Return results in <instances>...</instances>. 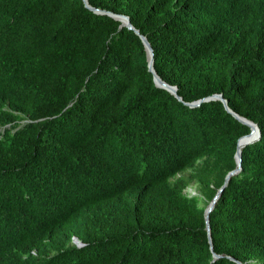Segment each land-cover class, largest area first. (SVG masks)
I'll list each match as a JSON object with an SVG mask.
<instances>
[{
	"label": "trees",
	"instance_id": "obj_1",
	"mask_svg": "<svg viewBox=\"0 0 264 264\" xmlns=\"http://www.w3.org/2000/svg\"><path fill=\"white\" fill-rule=\"evenodd\" d=\"M89 4L182 101L83 0H0V264H264V0ZM217 94L262 135L215 259L251 133Z\"/></svg>",
	"mask_w": 264,
	"mask_h": 264
},
{
	"label": "water",
	"instance_id": "obj_2",
	"mask_svg": "<svg viewBox=\"0 0 264 264\" xmlns=\"http://www.w3.org/2000/svg\"><path fill=\"white\" fill-rule=\"evenodd\" d=\"M83 2H84L85 6L88 9L94 11L95 13L109 15L110 17L114 18L115 20L120 21L121 22V28L122 27H126V28H128L130 30L135 31V33L140 36V38H141V40H142V42H143V44L145 46V49H146V51L148 53V62H149L148 68H149V71L154 76L153 80H154L156 86L161 88V89L167 90L168 92L173 94L175 97H177L180 101H182V98L178 95L177 87L169 85L168 83L163 81L159 77V75L157 74V72L155 70V67H154V62H155L154 49H153L151 43L149 42V40L147 39V37L142 35L140 33V31L133 26V24L131 23L130 18L128 16H125V15H119V14H115V13H112V12H109V11H105V10H101V9H98V8H94V7H92L89 4V0H83ZM213 100H220L224 104L226 110L229 113H231L238 121H240L241 123H243V124H245V125H247V126H249L251 128V133L246 135V136H244V137H242V138H240L239 141H238V147H237V153H236L237 168L235 170L231 171L227 175L224 185L219 189L216 197L213 199V201L209 204V206L205 210L207 231H208V234H209L211 250L214 253L213 241H212V237H211L210 214L215 209L220 197L222 196L223 192L225 191V189L228 186V184H229L230 180L232 179V177L237 175V174H239L241 172V170H242V151H243V148H245L248 145H251V144L255 143L258 140H260L262 134H261V130H260V128H259V126L257 124H255L254 122H252V121L240 116L239 114L235 113L229 107L227 99H225L222 94H217V95H214L212 97H209V98H206V99H202V100H199V101L194 102V103H188V105L190 107L195 108V107L201 106L205 102H210V101H213ZM74 242L77 245H81V243H80L78 238H74ZM214 258L218 259V258H220V256H218L217 254L214 253ZM236 262L238 264H244V263H242L240 261H237V260H236Z\"/></svg>",
	"mask_w": 264,
	"mask_h": 264
},
{
	"label": "rangeland",
	"instance_id": "obj_3",
	"mask_svg": "<svg viewBox=\"0 0 264 264\" xmlns=\"http://www.w3.org/2000/svg\"><path fill=\"white\" fill-rule=\"evenodd\" d=\"M188 192L191 193L192 195H197L198 194V191L196 190V186L195 185L192 186L190 189H188Z\"/></svg>",
	"mask_w": 264,
	"mask_h": 264
}]
</instances>
